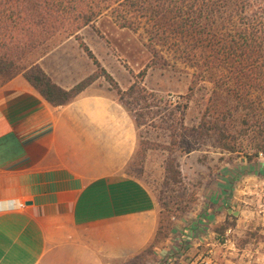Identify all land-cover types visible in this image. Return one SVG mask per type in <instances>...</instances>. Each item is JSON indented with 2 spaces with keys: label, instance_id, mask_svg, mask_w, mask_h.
<instances>
[{
  "label": "crops",
  "instance_id": "1",
  "mask_svg": "<svg viewBox=\"0 0 264 264\" xmlns=\"http://www.w3.org/2000/svg\"><path fill=\"white\" fill-rule=\"evenodd\" d=\"M74 38L37 61L63 90L93 73L62 62ZM107 86L99 78L54 106L21 74L0 84V264H264L261 158L219 172L143 255L161 210L131 171L138 127Z\"/></svg>",
  "mask_w": 264,
  "mask_h": 264
},
{
  "label": "rangeland",
  "instance_id": "2",
  "mask_svg": "<svg viewBox=\"0 0 264 264\" xmlns=\"http://www.w3.org/2000/svg\"><path fill=\"white\" fill-rule=\"evenodd\" d=\"M113 7L92 27L80 30L72 44L84 43L122 92L134 83L143 90L121 97L138 122V150L131 171L156 198L162 221L171 223V215L201 200L223 169L240 160L264 159V142L248 134L239 119L231 120V110L237 113L231 82L199 78L201 70L185 61L184 45L154 40L150 22L124 5ZM124 23L129 24L122 28ZM72 37L56 35L22 57L35 61ZM72 44L65 47L70 58L62 62L80 64L87 71L91 60H81ZM91 69L98 71L92 62ZM212 115L213 128L201 131L199 126L211 121ZM253 236L262 234L255 231Z\"/></svg>",
  "mask_w": 264,
  "mask_h": 264
},
{
  "label": "trees",
  "instance_id": "3",
  "mask_svg": "<svg viewBox=\"0 0 264 264\" xmlns=\"http://www.w3.org/2000/svg\"><path fill=\"white\" fill-rule=\"evenodd\" d=\"M113 5H124L150 22L154 40L184 45L185 61L201 70L199 78L231 82L237 112L231 110V120L239 119L248 134L264 142V0H0V84L21 74L54 106L70 102L99 78L115 92L120 103L124 93L140 95L143 90L135 83L122 92L82 42V51L98 71L70 90L55 85L37 65L38 58L27 62L22 57L56 35L77 37L80 30L92 27L104 13L112 12ZM126 24L120 26L125 28ZM213 115L211 121L206 119L199 126L201 131L213 128ZM133 119L138 126L136 117ZM169 230V223L161 216L154 241L143 255H151Z\"/></svg>",
  "mask_w": 264,
  "mask_h": 264
},
{
  "label": "built area",
  "instance_id": "4",
  "mask_svg": "<svg viewBox=\"0 0 264 264\" xmlns=\"http://www.w3.org/2000/svg\"><path fill=\"white\" fill-rule=\"evenodd\" d=\"M262 198L264 199V193L262 194ZM262 204L264 205V201L262 202ZM22 206V205H20ZM200 264H210L208 261H203Z\"/></svg>",
  "mask_w": 264,
  "mask_h": 264
}]
</instances>
